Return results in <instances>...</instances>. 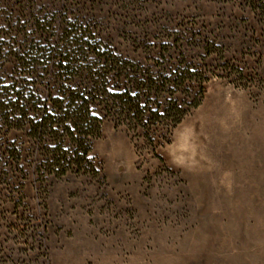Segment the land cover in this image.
Segmentation results:
<instances>
[{
    "label": "rangeland",
    "instance_id": "374dc122",
    "mask_svg": "<svg viewBox=\"0 0 264 264\" xmlns=\"http://www.w3.org/2000/svg\"><path fill=\"white\" fill-rule=\"evenodd\" d=\"M263 5L0 0V36L19 19L78 18L144 70L198 73L158 97L160 109L187 110L170 132L155 126L147 138L103 121L89 155L95 177L39 179L25 133L0 126V264H264ZM7 51L2 80L13 74Z\"/></svg>",
    "mask_w": 264,
    "mask_h": 264
},
{
    "label": "trees",
    "instance_id": "16d2710c",
    "mask_svg": "<svg viewBox=\"0 0 264 264\" xmlns=\"http://www.w3.org/2000/svg\"><path fill=\"white\" fill-rule=\"evenodd\" d=\"M9 9L10 18L24 11L21 5ZM262 11L264 18V5ZM20 21L7 23L0 36V51L7 47L13 67L10 77L0 79V126L25 133L31 144L29 166L39 179L97 176L89 155L105 119L142 129L151 138L155 126H165L168 133L186 115L171 101L160 109L158 97L167 85L172 93L196 77L195 69L144 70L116 54L95 26L78 18L45 15ZM49 67L48 79L37 74ZM13 153L16 161L21 158L19 150Z\"/></svg>",
    "mask_w": 264,
    "mask_h": 264
}]
</instances>
